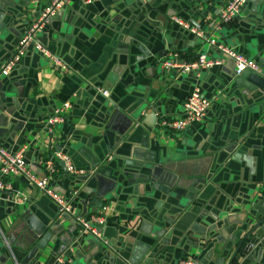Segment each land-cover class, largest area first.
I'll return each mask as SVG.
<instances>
[{"label": "crops", "instance_id": "obj_1", "mask_svg": "<svg viewBox=\"0 0 264 264\" xmlns=\"http://www.w3.org/2000/svg\"><path fill=\"white\" fill-rule=\"evenodd\" d=\"M48 1L39 0L38 9ZM225 1L71 0L45 23L38 41L67 71L29 51L0 79V147L23 149L36 175L38 158L62 153L77 174L58 161L51 187L71 198L73 217L101 206L110 211L99 239H76L73 217L56 219L53 204L16 177L17 203L12 193H0V264H12L11 255L20 264L27 253L24 211L51 233L28 264L68 254V264L228 262L239 239L264 217V93L233 88L232 63L173 22L208 37ZM26 5L0 0V69L30 24ZM213 38L264 73V0H246ZM199 52L220 65L198 77L160 66L171 53L188 61ZM193 88L211 101L203 123L176 134L157 128L160 118L180 117ZM62 103L70 106L65 122L50 128L45 120ZM111 108L118 117L110 119ZM80 172L100 173L102 197L97 183L76 184ZM231 264H264V223Z\"/></svg>", "mask_w": 264, "mask_h": 264}, {"label": "built area", "instance_id": "obj_2", "mask_svg": "<svg viewBox=\"0 0 264 264\" xmlns=\"http://www.w3.org/2000/svg\"><path fill=\"white\" fill-rule=\"evenodd\" d=\"M70 1L71 0H49L47 4L38 9L39 0H27L26 7L29 11V15H31L30 24L18 38L13 51L2 65L0 69V79L8 76L20 59L29 51L37 53L41 59L52 67V69L62 72L67 71V67L62 61L39 43L37 36L45 23L66 8L70 4ZM80 1L84 4H88L93 0ZM245 2L246 0H226L222 9L211 23L210 35L205 38L200 31L190 26L188 23L177 19H173V22L182 30L187 31L196 40L201 41L207 47L216 50L220 55L228 59L232 63L234 77H238L243 71H248L264 79V73L254 61L237 54L229 47L219 44L213 38L222 25L226 24L237 15L239 9ZM218 65H220L218 60L208 59L205 53L201 52L197 53L194 59L188 61L180 60L176 53H171L160 63V66L164 70L171 69L178 74H185L188 72L194 73L196 77L199 76L200 72L207 71ZM97 93L104 98L108 96L107 91L98 89ZM210 104L211 101L209 99L202 96L198 89L193 88L182 105L180 117L175 120L160 118L157 123V128L162 131L176 134L185 131L193 125H201ZM69 108V103H62L60 106L55 107L45 120V123L50 128L63 124L65 122V114ZM58 161L63 163L67 173L77 174V172L73 170L69 159L60 152H52L48 157L38 158L36 164L41 171V175H36L27 168L24 162L23 149L12 152L0 147V193H12L13 201L17 203L16 200L19 199L20 194L18 192L13 193L12 180L16 177H20L27 186L33 188L38 195L46 198L53 204L56 211V219L73 217L71 198L69 199L59 195L51 187V182L56 177ZM78 174L84 175L81 172ZM76 195L77 192L73 191L70 197L74 198ZM109 211L110 209L108 206H101L89 215L73 217L76 226V239H81L85 236L99 239L101 229L106 223ZM0 240L5 244L1 231ZM11 261L12 264H18L13 255H11ZM69 262V256H60L54 258L51 264H68ZM177 264H194V261L190 258H183L180 259Z\"/></svg>", "mask_w": 264, "mask_h": 264}, {"label": "water", "instance_id": "obj_3", "mask_svg": "<svg viewBox=\"0 0 264 264\" xmlns=\"http://www.w3.org/2000/svg\"><path fill=\"white\" fill-rule=\"evenodd\" d=\"M232 83H233V88H235L237 90H241L243 93L248 94L250 96L256 92L264 93V79L261 78L260 76L252 74L248 71H243L238 77L232 76ZM109 111H110V113H109L110 119L119 116L118 112H116L112 108L109 109ZM129 124H130V122L128 121V125ZM2 131L3 130H0V133ZM120 133H122V132H119L118 135L122 136V134H120ZM3 146H4V148H7L8 145L5 144ZM60 166H61L62 170L64 171L65 169H64L63 163H60ZM76 179H77L76 184L81 185V186H85L87 184V182H91L92 184L97 183L98 189H99V191L97 192L98 197H102L103 196L102 194H104V192L107 189L105 187V191H102L101 188H103L104 186L102 185V177H101L100 173H98V172H96V173L93 172L92 175L88 174V175H84L81 177H77ZM24 216H26L27 218L26 217L24 218ZM23 220H24L25 225L29 229V230H27V234L29 235V239L26 240V242H25V244L28 248L27 253L23 257V259L20 261V264H28L29 262H33L35 260L34 258L36 256V254L38 252H41L44 249V247L47 245V243L49 242V239L51 237V233L43 224L33 221L30 218V214L28 213V211H24ZM72 222L74 223V220ZM263 223H264V217L261 220H259L258 222H256L251 227V229H249L245 233V235H243L239 239L238 243L235 246V249H234L232 255L230 256V258L226 264L232 263L235 255L240 250L244 241H246L247 238L252 234V232L256 228L260 227ZM68 256L70 257L69 254L67 255V257Z\"/></svg>", "mask_w": 264, "mask_h": 264}]
</instances>
